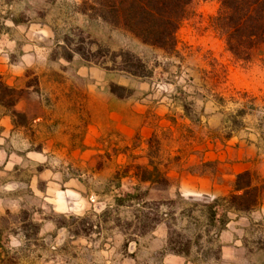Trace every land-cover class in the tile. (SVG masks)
Returning <instances> with one entry per match:
<instances>
[{
    "label": "rangeland",
    "instance_id": "1",
    "mask_svg": "<svg viewBox=\"0 0 264 264\" xmlns=\"http://www.w3.org/2000/svg\"><path fill=\"white\" fill-rule=\"evenodd\" d=\"M82 1L0 0V35L8 29L13 36L0 39V65L22 64L26 85L43 96L25 101L13 116L14 133L0 139V217L11 216L1 264H264L261 206L228 213L209 244L203 238L200 248L188 245L204 230L202 205L215 198L179 192L175 178L185 165L205 166L180 162L177 153L211 136L242 131L247 138L264 125V48L245 62L230 56L212 24L217 0L192 1L171 52L82 13ZM9 20L15 26H6ZM125 53L141 61L137 75L125 71L132 67ZM42 76L49 79L38 81ZM19 94L0 76L2 104L11 109ZM153 168L169 182L166 190L135 178ZM57 173L59 181L52 179ZM70 181L87 204L82 216L56 213L47 203L50 183L63 191ZM136 189L143 203L127 197Z\"/></svg>",
    "mask_w": 264,
    "mask_h": 264
},
{
    "label": "trees",
    "instance_id": "2",
    "mask_svg": "<svg viewBox=\"0 0 264 264\" xmlns=\"http://www.w3.org/2000/svg\"><path fill=\"white\" fill-rule=\"evenodd\" d=\"M193 0H83L81 3L84 14L96 17L108 25L121 29L126 34L144 45H149L171 52L175 49L176 34L183 21L186 20ZM218 10L213 19V28L222 38L225 50L236 61H249L252 53L258 47L264 48V0H217ZM132 67L125 70L131 75H137L142 63L135 56L125 53L122 55ZM14 93L13 90H11ZM13 106V104H10ZM16 116V113H12ZM138 182L148 183L155 190H166L169 182L158 169H143L142 175L135 176ZM264 193V181H256L250 172L236 176L232 191L223 198L214 199L211 204L202 205L200 213L206 215L204 230L195 235L188 245L199 246L205 238L206 244L212 236H217L229 223L228 213L246 214L261 206ZM128 198L143 200L138 196V189ZM145 197V196H144ZM121 199H117L120 202ZM145 204V203H144ZM221 212H220V211ZM220 212V213H219ZM9 213L0 217V248L3 231L8 226ZM197 227L199 219H195ZM35 233L39 227L35 226ZM175 236L181 237L174 233ZM170 237V233H168ZM169 245H175L169 238ZM191 247V246H190ZM210 251V249H207ZM173 254L188 256V253L171 248ZM0 259V264L2 263Z\"/></svg>",
    "mask_w": 264,
    "mask_h": 264
},
{
    "label": "crops",
    "instance_id": "3",
    "mask_svg": "<svg viewBox=\"0 0 264 264\" xmlns=\"http://www.w3.org/2000/svg\"><path fill=\"white\" fill-rule=\"evenodd\" d=\"M7 23L6 26H15L14 20H9ZM12 38L8 29L0 35L2 41H9ZM3 52L7 54V51ZM25 69L16 61L9 63L8 60H4V64L0 65V76L6 86L20 93L11 109L0 102V139L14 133L11 129L13 112L23 113L22 105L25 101L31 99L33 102H40L43 98L41 88L36 92L34 87L26 85L28 78L25 75ZM46 79L48 80L49 76L38 77V81L45 82ZM45 92L49 97V88ZM205 106L218 110L215 103L207 102ZM216 118L217 113L211 114L207 118V123L210 125V122H215ZM245 130L248 129L245 128ZM244 133L237 131L233 136L221 140L211 136L203 146L193 148L190 153H177L180 156V162L190 161L192 164L205 165L204 169L197 170L189 168L190 164H188L182 171L177 172L175 178L178 181V191H188L191 195L200 193L218 199L232 191V184L240 173L250 172L259 178V181H264V125H259V128L248 133L247 138ZM190 183L192 185H189ZM261 211L264 213V193Z\"/></svg>",
    "mask_w": 264,
    "mask_h": 264
},
{
    "label": "clouds",
    "instance_id": "4",
    "mask_svg": "<svg viewBox=\"0 0 264 264\" xmlns=\"http://www.w3.org/2000/svg\"><path fill=\"white\" fill-rule=\"evenodd\" d=\"M25 61H29V57L23 58ZM30 66V64H29ZM35 160L40 161L41 163L44 162L46 157L42 156H33L32 157ZM59 161L53 160L52 167H58ZM51 175V174H50ZM53 180L59 181L60 180V174L57 173L54 176H52ZM73 187H78L75 181H70L69 184L65 185V190H60L59 184H49L46 198L47 203L53 205V210L56 213L60 214H73L76 216H82L84 214V211L87 207V204L85 200L80 196V194L77 191H73ZM13 189L12 185H8L5 187L6 191H10ZM39 195V193H37ZM193 195H198L193 193Z\"/></svg>",
    "mask_w": 264,
    "mask_h": 264
}]
</instances>
